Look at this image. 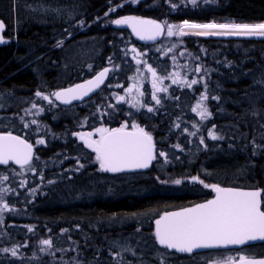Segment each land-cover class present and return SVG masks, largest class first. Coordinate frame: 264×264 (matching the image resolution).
<instances>
[{"label": "trees", "instance_id": "1", "mask_svg": "<svg viewBox=\"0 0 264 264\" xmlns=\"http://www.w3.org/2000/svg\"><path fill=\"white\" fill-rule=\"evenodd\" d=\"M22 2L25 3V6L21 4L22 9L33 5L42 11L43 5L61 11L32 15L22 10L17 14L15 40L0 47V95L26 96L44 88L59 89L64 79L73 83L104 66L110 67V76L103 87V96L106 98L114 89L119 94L127 84L132 61L131 49L135 48L142 59L138 68L150 65L162 77L160 87L158 84L157 87L167 89L161 92L154 87L151 89L145 79L142 84L143 107L134 115L137 124L151 133L157 154L161 148L167 154L166 174L156 173L153 161L150 170L137 177L150 174L161 180L197 177L209 185L264 190V147L258 148L257 154L253 155L252 142L255 137V144L264 146V139L261 138L264 129L260 128L264 124V83H257L264 81V38H213L188 34L145 44L133 39L125 29H99L98 23L77 33L80 21L84 22L81 26L85 27L101 19L113 7H116V11L110 14V18L135 16L173 25L185 20L195 23H264V0H199L195 7L188 0H172L178 5L176 9L171 7L169 0H140L136 4L127 3L126 0H15V3L14 0H0V19L6 25V33L8 23L4 16H10L13 8ZM73 8L77 12L71 15L68 11ZM69 35L73 36L60 48H54L58 41H63ZM89 40L97 43L92 72H83L79 67L83 61L79 59L81 62L75 61L73 67H69L66 77L56 75V68L62 64L63 49L68 47L70 50L71 46L78 48ZM68 54L73 53L70 51ZM197 67L201 69L200 72L195 71ZM116 68L119 71L114 73ZM192 79L198 83L191 87L184 83ZM201 94L209 97L202 103L208 106L211 117L201 125L197 122L198 128L191 132L195 135L179 133V127L195 117L188 113V107H196L201 102ZM153 95L160 99L159 104ZM212 96H218L219 100L212 99ZM149 107L153 109L152 112L148 111ZM105 108L109 107H59L56 111L71 114H44L39 119L40 132H35L32 138L31 133L22 131L23 127L21 130L0 124V132L22 136L31 144L33 138L44 139V146L47 147H43L42 151L36 150L35 155L43 160L58 156L59 152H63V155H82L84 147L72 145L70 135L76 133L83 119L90 126ZM253 110L259 115H253ZM111 116L109 118L114 123L106 120L111 129L118 121L125 120L120 112ZM209 132L223 135L224 139L213 141ZM48 134H51V143ZM197 135L203 138L204 143L195 138ZM158 158L161 159L159 155ZM19 169L22 168L12 164L0 166V171L8 172V176L14 175L15 170ZM39 174L37 169L32 173L29 186L35 190V196L27 206L28 211L35 210L36 220L24 223L33 225L41 235L54 236L52 239L57 240L65 229L73 230L70 236L66 234L67 243L80 247L67 250L76 249L77 254H85L90 249L93 251L92 256H88L90 260L109 257L105 250L106 234L112 241L132 233L131 225L119 227L118 221L148 211L157 210L161 213L183 207L195 203L201 194L196 187L185 182L176 188H166L155 187L152 181L143 179L124 187L109 183L106 176L97 175L90 169H84L80 174L70 173L69 178L60 177V174H44L39 179ZM113 177L118 181L121 178L117 175ZM50 179L53 185L49 186L47 181ZM11 180L6 181L8 188H12V193L6 196L8 200L12 199L11 195L20 185L19 179ZM161 190L173 191L164 193ZM103 194H107V197L103 198ZM5 217L1 232L15 234L13 237L18 240L20 248L29 252L36 233L32 236L30 232H24L21 226L15 230V222L10 216ZM143 230L149 232L146 228ZM23 241L26 242L27 250L22 245ZM61 241L64 248L66 243L63 239ZM149 241H152V237ZM94 247L99 251L94 250ZM243 253L262 256L264 244L247 247Z\"/></svg>", "mask_w": 264, "mask_h": 264}, {"label": "rangeland", "instance_id": "2", "mask_svg": "<svg viewBox=\"0 0 264 264\" xmlns=\"http://www.w3.org/2000/svg\"><path fill=\"white\" fill-rule=\"evenodd\" d=\"M130 0H128L127 3H129ZM25 6V3H18L16 7L13 8L10 16H4L6 19V23H8L7 26V33L6 37L9 38L10 42L15 40V33H16V25H17V14H19L22 10L24 12H28L29 14H38V15H47L48 12L39 11H32L35 6L30 5L29 7H23ZM19 8V9H18ZM36 9V8H35ZM67 12V11H66ZM71 15L75 14L77 12L76 8H73L69 10ZM112 11L108 12V15H103L102 18L96 19L92 21L91 23L87 24L85 27H82L81 24L78 25L77 33H80L82 31H85V29L89 27H94L98 23V28H107V27H114L111 23V20L117 19V18H110V14H112ZM69 18V16H68ZM157 23H161L165 25V30L162 35L159 36L157 40L163 41L168 40L170 37L167 36V24L164 21H157ZM216 23V22H213ZM180 25V24H178ZM73 35H69L67 39L68 40ZM212 37V36H210ZM63 40V44L64 41ZM61 46H57V44L54 46V48H60ZM66 47L63 49L62 57V64L60 65V68H56L55 70L56 75L60 76H67L69 67H73L72 65L77 62L83 61V63H80V69L84 70L83 72L89 74L92 72L93 64L92 61L94 60L95 53L97 52V43L95 41L89 40L88 42H84L81 44L78 48H75V46H71L70 50ZM75 49V50H74ZM72 51L73 54L69 55L68 53ZM138 52V51H137ZM78 58V60L76 59ZM76 59V60H75ZM81 59V60H79ZM131 67L129 75L127 76V84L124 88H122L121 92L119 94L116 93L114 87H111V89H114L112 95L114 96V104H112L111 107L105 108L103 110V113L99 114L95 118V120L90 124V126L86 125V121L83 119V123L79 126V129L76 131V133L70 135V141H72V145L75 146H81L82 142L80 139V135H86L88 133H91V139L92 140H99L100 134L96 131L98 128H108L111 129L110 126H108L109 122L106 123V120L112 123H114V120L110 119L109 116L113 117L117 113H121V115L125 118L124 121H118L116 124H114L115 128L121 127L122 124L127 123L128 129H131V125L133 123L137 124V120L134 117V115L138 112L139 109L143 107L142 99H143V91H142V84L146 79V83H148V86L152 89L153 88V77L152 74L147 70L148 65H143L138 68L139 64L137 63V60L142 61L140 55L137 56L136 53L131 51ZM85 61V62H84ZM56 66V65H55ZM78 71V70H77ZM119 71L118 68L114 71V73H117ZM65 76V77H66ZM157 76H159L157 74ZM161 77V76H159ZM162 78V77H161ZM64 79L62 81L61 85H64L68 83V80ZM162 82V79L157 81V84L159 85ZM45 86V85H43ZM47 87V86H46ZM160 87V85H159ZM58 89V88H57ZM56 88L48 89L44 88L42 90H35L29 95L26 96H16L13 97L10 94L7 95H0V124L9 125L12 128L21 129L24 128L22 131L24 133H31V138L34 137L36 133L40 132V122L39 119L44 116V114L50 113V115H54L56 112V116L63 115L68 116L71 114V112H63V111H56L57 107H41L44 104H49L48 101H44L38 97L35 96L36 91H41L45 95H49L50 99L52 100V103H55L53 96H51V93L55 92L57 90ZM161 89V88H160ZM130 90V91H129ZM163 90L162 89L160 90ZM155 94V93H154ZM123 97V100H120L119 98ZM35 103L37 106L36 108H33L32 105ZM51 103V104H52ZM87 109L88 107H80ZM122 108V111H121ZM196 107H188V113L193 114L195 117L189 119L187 121V124H183L181 127H179L178 131L179 133H190L193 129L198 128L197 122L204 123L206 119H202L200 115L198 114V111H193ZM40 109H43L40 111ZM107 109V110H106ZM120 109V110H119ZM119 110V111H118ZM107 111V112H106ZM49 115V114H48ZM103 119V120H102ZM32 121H36L35 124L32 123ZM184 122V121H183ZM36 132V133H35ZM80 134V135H75ZM49 143L52 142L51 134H48ZM199 142H201L200 136L195 137ZM41 139H32V145L34 149V155L32 160V167L29 168V166H25L22 169H19L14 175L10 174V176L6 175V173H3L4 170L0 171V182L4 185H0V189H11L8 188L6 185V181L11 180V182L17 178L20 180V185H18L16 188V192L13 193L12 199L8 200L6 196H8L9 193L7 192L3 195V202L7 203L9 205V210H5L2 213H0V228L4 225V220H6L5 216H10L11 220L15 222L14 229L18 230L19 226L22 227L24 232L29 233L28 228L31 227L34 229V231L30 232L32 236L35 234V241L32 243V248L29 250V252H25L24 249L20 248L18 244V240L16 239L15 234H8L7 232H1L0 230V264L3 262L4 264H7V262H16L18 264H129V261L132 262V264H209V261L217 262V264H226L229 257H233L235 259H238L240 256H242L244 253L242 252H235V253H224L219 255H207L204 257H199L193 261H178L173 258V256L167 254L166 252L158 249L154 243V238L152 234V224L151 221L158 216L159 211L153 210V212H146L142 214H136L132 215L128 218H124L117 222V226L122 227L126 225L132 226V233L127 235L126 237H117L115 240L109 241V234L105 235V243L107 244V247H105V250L109 257L107 259H94L90 260L88 256H92V252L90 249L87 250V252L77 254L76 249L75 250H67L69 248H77L80 247V245L75 244H68L67 243V235H71V231H63L61 232V237L53 238L52 236H43L41 233L36 232L33 225L25 224L24 222L30 221V220H36L35 216V210L28 211L27 206L30 205L33 202L34 198V191L32 188H30L29 184L32 180V173L35 169L38 170L39 179L42 178L44 174L51 175V174H60V177H68L70 176V173H76L80 174L81 171L84 169H90L91 172L96 173L100 176H106V179L110 181L109 183L119 185H123L124 187L132 186L133 183L137 180H150L155 184V187H171L176 188L178 187L177 184H175L173 181L175 180H161L158 179L153 174L150 175H144L142 177H137L141 174H134V175H120L121 177L118 180H115V178L110 174L109 172H102L99 170V165L95 161V153L91 151V149H85V151L82 153V155H63V152H59L58 156L54 155L51 156L49 160H43L39 156L36 155V150H43L47 147L44 146V144L37 143ZM44 140V139H43ZM45 141V140H44ZM155 148V146H154ZM162 151V148L160 149ZM156 151V148H155ZM157 153V152H156ZM39 155V154H38ZM38 157V159H37ZM162 159V160H161ZM161 159L158 158L155 161V172L159 174H166V165L168 163L167 158L161 157ZM161 160V161H160ZM170 163V162H169ZM83 165V167H80V165ZM66 167V168H65ZM3 176H8L7 180H3ZM192 179V178H191ZM180 180V179H179ZM49 181H52L51 179L47 181V185H53L52 183H49ZM164 181V182H162ZM185 179H181V183H183ZM23 182V184H22ZM108 183V182H106ZM180 183V184H181ZM40 184V183H39ZM46 185V184H45ZM107 185V184H106ZM204 187V184H201ZM39 186V185H38ZM37 186V187H38ZM157 189V188H156ZM173 191V190H172ZM171 191V192H172ZM161 192L164 193H171L168 190H161ZM96 195V194H95ZM146 195H150V193H146ZM10 197V196H9ZM103 198L107 197V194H103ZM82 199V198H81ZM85 199V197L83 198ZM264 201V196H263ZM264 204V203H263ZM12 205V206H11ZM155 207V206H154ZM23 224H20L22 223ZM8 227H12L9 225H6ZM116 226V225H115ZM37 227V226H36ZM148 229V231H144L143 229ZM67 234V235H66ZM47 235V234H46ZM75 235V234H74ZM57 237V236H56ZM152 237V241H149V238ZM41 239H51L53 241V248L42 252L41 245L39 241ZM64 240V243H66L65 247L63 248V242L61 240ZM153 245H152V243ZM89 243V242H87ZM22 245H26V242L23 241ZM17 249V255L13 257L11 255V252H3L2 249L12 248ZM27 250V246L25 247ZM125 248L130 249V251H124ZM99 251L96 247H94V250ZM67 250V251H66ZM66 251V252H65ZM65 252V253H64ZM135 252V255L132 253ZM50 253H55V255H51ZM96 254H98L96 252ZM95 254V255H96ZM244 256V255H243Z\"/></svg>", "mask_w": 264, "mask_h": 264}, {"label": "snow or ice", "instance_id": "3", "mask_svg": "<svg viewBox=\"0 0 264 264\" xmlns=\"http://www.w3.org/2000/svg\"><path fill=\"white\" fill-rule=\"evenodd\" d=\"M130 2L136 4L140 0H130ZM188 2L195 7L198 5L199 0H188ZM169 3L173 9L178 7L172 0H169ZM122 6L118 5V7ZM40 10L56 13L61 11L58 8H45L43 5H41ZM32 11H37V9L33 8ZM110 11L115 12L116 7H113ZM107 15L108 12L105 13V16ZM83 23V21H80L81 25ZM111 23L117 26H130L141 40H155L165 30V25L157 23L155 20H143L135 16L114 19L111 20ZM5 29V23L0 20V33H3ZM186 29L194 30L192 34L195 35L233 34L264 36V23L201 24L190 23L187 20L183 21L180 25L167 24V36L172 37L178 35L182 37L188 35L189 33ZM6 42L3 35H0V44ZM62 45V40L57 42V46ZM131 51L136 53L137 56L140 55L135 48H132ZM109 59L111 60V57ZM140 62L137 60L138 64ZM147 70L152 74L153 87L157 91H160L161 89L157 87V81L162 78L157 76L156 70L150 65ZM195 71L200 72L201 69L197 67ZM108 72V68L99 72L94 79L87 81V87L85 85H76L73 88L53 92L51 96H54L56 100L64 104H68L74 99H82L90 91L98 88L103 83ZM184 83H187L191 87L192 85H196L198 81L192 79L190 82L184 81ZM257 83H264V81H257ZM206 88L207 85H205V90ZM163 90L167 91V89ZM35 96L44 101H48L49 104L52 103L49 95H45L41 91H36ZM208 98V95L201 94V102H198L196 108L193 109V111H198L202 119H208L212 115L208 106L202 103V101ZM211 98L219 100L218 96H212ZM119 99L123 100V97ZM153 99L156 100L157 104L160 103V99L155 95H153ZM36 106L33 103L32 107L36 108ZM42 110L40 109V111ZM148 111L152 112L153 109L149 107ZM253 115H259V113L253 110ZM32 123L35 124L36 121H32ZM260 128L264 129V124H261ZM127 129V123L115 129L98 128L96 131L100 134L99 140H92L91 133L75 135H80V139L84 145L95 153V161L98 163L99 170L102 172L120 173L131 169L149 168L152 162L157 159L151 133L145 131L144 128L135 123L131 125V131ZM191 135H195V133H191ZM209 136L213 141L224 139L223 135L212 132H209ZM261 138L264 139V132H261ZM252 142L254 144L253 155H256V150L264 146L255 144V137ZM37 143L44 144L45 141L41 139ZM201 143H204L203 138H201ZM176 147L179 146L177 145ZM32 149L33 146L31 144L18 136H13L11 133L0 135V165H7L9 161H12L20 165L21 168L25 165L31 168V162L33 160ZM158 155L167 158V154L163 151H160ZM80 167H83V165L81 164ZM7 179L8 176H3V180ZM192 179L204 184L205 188L210 187L216 193V196L206 203L197 204L194 207L186 208L180 212L165 213L159 219L155 220L154 236L159 245L177 253L191 255L201 249H217L228 245L242 246L256 241L264 242V208H262L264 201H262L261 190L242 191L230 187H220L216 184L209 185L204 183L203 180H198L197 177H192ZM173 182L179 185L181 180L177 179ZM49 183H53V181H49ZM9 191L10 189L7 188L0 189V213L9 210V205L3 202V195ZM28 231L32 232L34 229L29 227ZM64 231L66 232L67 229ZM39 243L42 246L40 249L42 252L53 248V241L51 239H41ZM2 251L6 253L11 252L13 257L17 255V249L15 247L12 249L4 248ZM124 251H130V249L125 248ZM50 254L55 255V253ZM132 254L135 255V252ZM129 264H132V262L129 261ZM209 264H217V262L209 261ZM226 264H264V259H248L242 255L238 259L229 257Z\"/></svg>", "mask_w": 264, "mask_h": 264}, {"label": "water", "instance_id": "4", "mask_svg": "<svg viewBox=\"0 0 264 264\" xmlns=\"http://www.w3.org/2000/svg\"><path fill=\"white\" fill-rule=\"evenodd\" d=\"M126 17H127V16H126ZM120 18H123V17H120ZM118 19H119V18H118ZM140 19H143V20H151V19H146V18H140ZM0 20H1V19H0ZM113 26H114L115 28H118V29H125V30H127V31L130 33V35L133 37V39H135L136 41H139V42H141V43H146V44H148V43H152V42L156 41V40L158 39V37H159V36H158L155 40H149V39L141 40V39H140V38H139V37L133 32V30H132V28H131L130 26H128V25L117 26V25H114V24H113ZM5 30H6V29H5ZM4 33H5V31H4L3 33H0V35H3V37H4ZM4 39H5L7 42H6V43H2V44H0V47H4V46L8 45V42H9L8 38L4 37ZM105 68H108V69H109V67L101 68V69L97 70L94 74H92L90 77H88V78H86V79H84V80H82V81H80V82H78V83H75V84H73V85H71V86H69V87L61 88V89H58V90H56V91H61V90H64V89L73 88V87H75L76 85H85V86L87 87V81L94 79L95 76H96L99 72L103 71ZM108 77H109V72L106 74V77H105L103 83L100 84V86H99L98 88H95L94 90L90 91V92L88 93V95L84 96L82 99H74V100H72L70 103H68V104H64V103H62L61 101L56 100L55 97L53 96L54 101H55L58 105L63 106V107H67V106H70V105H73V104H79V103H81L82 101L87 100L88 98H90L91 96H93L94 94H96V93H97V92H98V91H99V90L105 85V83H106ZM56 91H55V92H56ZM127 130H128V131H131L132 129H127ZM7 134H8V133H0V135H7ZM11 134H12V133H11ZM12 135H13V136H18V135H15V134H12ZM18 137H20V136H18ZM20 138L23 139V140H25V139L22 138V137H20ZM25 141H26V140H25ZM26 142L29 143L28 141H26ZM81 142H82L84 148L89 149V148H87V147L84 145V143H83L82 140H81ZM29 144H30V143H29ZM32 150H33V149H32ZM152 163H153V162H152ZM8 164H12V165H13L14 167H16V168H21L20 165H17V164H15V163H13L12 161H9ZM0 166H4V165H0ZM25 166H26V165H25ZM151 166H152V165H151ZM151 166H150L149 168H147V169H131V170H126V171H123V172H120V173H111V172H109V173H110V174H113V175H132V174H142V173H146V172H148L149 169L151 168ZM187 182H188V183H196L194 180H188ZM220 187H223V186H220ZM224 188H229V187H225V186H224ZM230 188H235V189H239V190H242V191L259 190V189H254V188H241V187H230ZM207 190H208L210 193L213 194V196H212L209 200L214 199L215 196H216V193H215L211 188H207ZM209 200H206V201H203V202H199V203H195V204H192V205H190V206L183 207V208H179V209H175V210H170V211L162 212V213H160L155 219H153L152 222H151V224H152V233H153V237H154V241H155L156 246H157L158 248L165 249L166 251L171 252V253H175V254H179V255H188V254L177 253V252H175V251H173V250H168V249H166V248H164V247H162L161 245L158 244V242L156 241L155 236H154V232H155V220L159 219V218H160L161 216H163L165 213L180 212V211H182V210H184V209H186V208L194 207V206L197 205V204H203V203H206V202L209 201ZM259 244H264V242L256 241V242H249L248 244H246V245H242V246H241V245H228V246H226V247H221V248H217V249H201V250H197V251H195L194 253H201V252L214 251V250H237V249H240V248H243V247H249V246H254V245H259ZM194 253H193V254H194ZM248 259H264V258H248Z\"/></svg>", "mask_w": 264, "mask_h": 264}, {"label": "flooded vegetation", "instance_id": "5", "mask_svg": "<svg viewBox=\"0 0 264 264\" xmlns=\"http://www.w3.org/2000/svg\"><path fill=\"white\" fill-rule=\"evenodd\" d=\"M4 35L6 36V31H5ZM65 39H67V38H65ZM64 41L67 42V40H64ZM86 78H82L81 80L86 79ZM81 80L73 82V83H66V84L62 85L61 88L69 87V86H71V85H73L75 83L80 82ZM61 88H59V89H61ZM100 92L102 93V95H99ZM103 92H104V90L102 88L98 93L94 94L93 96H91L87 100H84V101H82L79 104H73V105H70V106H67V107H111L112 104H114V96L112 94L109 95V93H108V96L105 98L103 96ZM41 107H57V108H59V107H63V106H60L57 103H52V104H44ZM187 184L189 186L196 187L197 190L199 192H201V194L197 196L198 200L195 203H199V202H203V201L209 200L213 196V194L210 193L207 190V188L203 187L201 185V183H199V182L187 183ZM179 186H181V184H179L178 187ZM251 188H253V187H251ZM260 190L262 191V201H263L264 190H262V189H260ZM195 203H192V204H195ZM192 204H189V205H186V206H190ZM186 206H183V207H186ZM183 207H179V208H183ZM262 208H264L263 203H262ZM175 209H178V208H175ZM175 209H170V210H175ZM260 245H263V244H260ZM244 249L245 248L238 249V250H229V251L228 250H214V251H206V252H201V253H194V254H191V255H179V254H174V253L167 252L166 250H163V249H160V250H162V251L166 252L167 254L173 256V258L175 260H178V261H183V260L193 261V260H195V259H197L199 257H204V256H207V255H210V254L219 255V254H224V253H235L237 251L242 253ZM244 256H246L247 258H264V255H262V256L244 255ZM177 264H180V263H177Z\"/></svg>", "mask_w": 264, "mask_h": 264}, {"label": "bare ground", "instance_id": "6", "mask_svg": "<svg viewBox=\"0 0 264 264\" xmlns=\"http://www.w3.org/2000/svg\"><path fill=\"white\" fill-rule=\"evenodd\" d=\"M190 23H194V22H190ZM203 24V23H201ZM186 31L189 33V34H192L194 30H187ZM218 31V30H217ZM192 35H195V34H192ZM198 36H202V37H246V38H264V36H259V35H253V36H242V35H233V34H218V35H198Z\"/></svg>", "mask_w": 264, "mask_h": 264}]
</instances>
